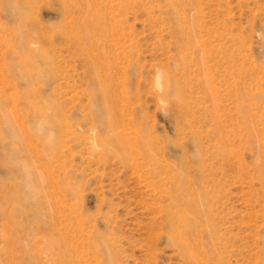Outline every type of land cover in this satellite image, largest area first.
<instances>
[{
  "label": "rangeland",
  "instance_id": "1",
  "mask_svg": "<svg viewBox=\"0 0 264 264\" xmlns=\"http://www.w3.org/2000/svg\"><path fill=\"white\" fill-rule=\"evenodd\" d=\"M0 264H264V0H0Z\"/></svg>",
  "mask_w": 264,
  "mask_h": 264
},
{
  "label": "bare ground",
  "instance_id": "2",
  "mask_svg": "<svg viewBox=\"0 0 264 264\" xmlns=\"http://www.w3.org/2000/svg\"><path fill=\"white\" fill-rule=\"evenodd\" d=\"M183 232H184V235L185 236H187V231L186 230H183ZM180 245H183V248H185L186 246L184 245L185 243L184 242H179V241H177ZM189 246V245H188ZM182 247V246H181ZM188 255H189V257L191 258V259H193L194 261H196V262H198L200 259H199V257L197 256V258H196V256H194V255H192L191 253L189 254L188 253Z\"/></svg>",
  "mask_w": 264,
  "mask_h": 264
}]
</instances>
